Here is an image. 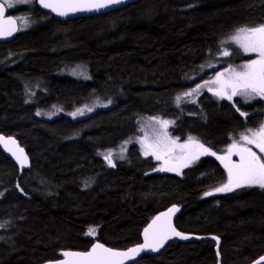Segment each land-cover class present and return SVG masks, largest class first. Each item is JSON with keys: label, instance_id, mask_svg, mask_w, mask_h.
I'll use <instances>...</instances> for the list:
<instances>
[{"label": "trees", "instance_id": "16d2710c", "mask_svg": "<svg viewBox=\"0 0 264 264\" xmlns=\"http://www.w3.org/2000/svg\"><path fill=\"white\" fill-rule=\"evenodd\" d=\"M11 11L44 19L0 43V133L29 158L18 169L0 150V264H40L96 239L116 248L136 244L150 217L171 204L181 207L179 230L220 238L221 264H248L264 253V188L205 196L224 178L216 158L200 157L178 174L158 172L130 144L125 160H105L106 150L122 147L150 116L180 111L171 133L214 154L260 122V100L220 98L210 89L191 105L177 98L215 76L217 69L206 70L211 64L248 59L224 42L239 28L264 25V0H137L66 21L36 4ZM68 29L71 46L60 50L52 34ZM74 58L85 65L83 78L57 75ZM95 97L109 104L85 117L35 116V106L69 110ZM214 245L173 240L131 264H217Z\"/></svg>", "mask_w": 264, "mask_h": 264}, {"label": "rangeland", "instance_id": "374dc122", "mask_svg": "<svg viewBox=\"0 0 264 264\" xmlns=\"http://www.w3.org/2000/svg\"><path fill=\"white\" fill-rule=\"evenodd\" d=\"M4 2L6 7L10 10H15L17 7H25L27 11L33 8L35 4V0H26V2H21V0H1ZM11 4V6H9ZM32 7V8H31ZM16 17L19 18V28L20 31L29 29L32 23H37L44 18H31L25 15V11H18ZM264 25H258L254 27H243V28H257ZM241 29V28H239ZM238 30V29H237ZM237 30L230 35L224 43H233L242 51V53L248 56V59L238 61L237 63H222V62H215L211 64L207 71L210 70H218L215 76L209 78V80L201 82L199 84L201 87L197 89V87L193 89H197L193 92V89H187L182 92L179 97L177 98L178 105H191L193 104V100L196 98L197 94L203 90L210 89V92H215L216 94L222 93L220 98L225 97H233L239 99L242 102L250 103L256 100L262 101V105L264 107V97L252 93L249 98H245L243 95H235L232 96V89L224 87V83L227 82L230 78H233L234 72H241L243 71V66L249 64L253 60H259L260 55L258 52H246L240 44L236 43L232 37L236 35ZM75 33L68 29L62 33H54L52 34L54 41L58 45L57 47L60 50L67 49L71 46V37H73ZM224 52H228L226 48H224ZM78 58H74V62L71 63L72 65L68 66L66 69L62 67L61 71L57 75L59 76H68L77 80H80L84 76L85 65L82 62L77 61ZM80 63V64H77ZM66 64H70L66 62ZM208 72V73H209ZM221 73L222 75L219 77V81H217V74ZM38 86V85H37ZM46 87V86H45ZM35 87V83L32 85H28L26 88V103L33 104L34 103V96L35 92L33 89H37ZM47 89V87H46ZM43 93H45V88H40ZM191 92V95L185 96L184 93ZM89 98V102L82 103L72 109L69 110H62L60 108H53V109H44L38 106H35V116L39 118H46L52 119L59 114H64L66 116L72 118H81L87 115L92 114L97 109H100L103 106L109 104V101H106L102 98L95 97L94 99ZM192 102V103H190ZM196 103V102H195ZM91 109L89 111L88 109ZM79 110V111H78ZM174 116H150L146 119H142L139 122V126L136 129V133L133 138L127 140L122 147L120 148H111L106 150L105 152V160L108 164H113L114 162H119L125 160L128 156L127 149L130 144H134L135 148L140 151V153L150 158V161L153 163V170L158 172H170V173H180L183 169L191 166L198 158L203 156H212L216 158L221 167L224 171V178L220 181L216 186L211 188L206 193H211L210 195L205 196H213L222 193H227L230 191H216V189L221 188L222 186L229 183V169H233V185L237 183V177L235 176V168L234 165H239L242 163L241 155L239 154L240 149L247 148L250 149L251 152L255 153L256 157L261 161L264 162V151H261L260 147L257 144L264 142V136H254V132H259L262 128H264V108L260 122L254 126L253 128H247L243 132L231 135L229 138L228 143L220 149L218 154H214L208 147L202 145L201 143L195 141L190 136L185 137L184 139H180L175 134L171 133L169 127L175 126L178 116H180L181 112L173 113ZM175 119V120H174ZM159 121H168V125L163 127ZM177 126V124H176ZM248 136L249 139L255 141L254 143H248L242 137ZM236 145L233 148V145ZM201 145L203 147H201ZM207 149V151H205ZM159 157V159L157 158ZM111 161V163L109 162ZM163 169V170H162ZM253 187L259 186L256 184L247 185L241 182L240 187H232V190L241 188V187ZM231 190V191H232ZM3 227L0 226V228Z\"/></svg>", "mask_w": 264, "mask_h": 264}, {"label": "snow or ice", "instance_id": "6c2138e0", "mask_svg": "<svg viewBox=\"0 0 264 264\" xmlns=\"http://www.w3.org/2000/svg\"><path fill=\"white\" fill-rule=\"evenodd\" d=\"M21 2H26V0H21ZM125 0H55L54 3H48L47 0H40V3L45 8H51L53 11H56L58 15L65 16L69 11H91L107 8L112 5H118L124 3ZM11 6V4L9 5ZM65 9L67 11H65ZM3 12V6H0V13ZM11 35L9 31L7 33ZM0 35H4V32L0 30ZM232 39L240 44V46L246 52H258L260 55L259 60H253L249 64L243 66V71L234 72L233 78H230L227 82L224 83V87L232 89V96L243 95L245 98H249L252 93H256L264 97V26L257 28H241L238 29L236 35ZM224 55H228V52H224ZM221 73L217 74V81ZM201 87L197 85V89ZM197 89H193L195 92ZM192 93H184L183 95L188 96ZM221 95L222 93H217ZM231 99V96L228 97ZM91 111V109H88ZM79 111V110H78ZM243 115V113H242ZM163 127L168 125V121H159ZM254 136H264V128L259 132H254ZM248 143H254L255 141L249 139L248 136L242 137ZM3 139V138H0ZM15 143V141H12ZM260 147L261 151H264V142L257 144ZM201 147H203L201 145ZM233 148L236 147L234 144ZM207 151V149H205ZM22 152V150H21ZM239 154L241 155L242 163L239 165H234L235 176L237 177V183L233 185V169H229V183L222 186L221 188L216 189V191H231L232 187H240L241 182L247 185H259V187L264 188V162H261L255 155L251 152L250 149L243 148L240 149ZM159 159V157H157ZM26 160V157L24 158ZM111 163V161H109ZM163 170V169H162ZM211 193H206L210 195ZM175 209H170L169 212L174 211ZM159 219V218H157ZM94 230H90L89 234H92ZM172 232L176 236H180L182 239H187L186 236H183L181 233L176 232L175 229H172ZM167 237L165 236L164 239ZM145 240L146 243L138 248L129 249L127 252H117L108 248H104L102 245H95L91 252L85 254H77L83 257V264H122V260L119 258H129L130 256H135L142 248H151L153 251H156L158 247L162 246L163 240H160L155 243H148V229L145 230ZM63 255L68 256L69 253H63ZM264 260V257L260 258ZM259 264V261L256 262Z\"/></svg>", "mask_w": 264, "mask_h": 264}, {"label": "water", "instance_id": "95a60500", "mask_svg": "<svg viewBox=\"0 0 264 264\" xmlns=\"http://www.w3.org/2000/svg\"><path fill=\"white\" fill-rule=\"evenodd\" d=\"M137 0H125L124 3L118 5H112L107 8L99 9V10H91V11H77L71 12L69 11L67 15L60 16L56 11H53L51 8H45L40 3V0H35V4L39 10L43 13L50 14L53 18L66 21L71 20L77 17L90 16L95 14L105 13L111 10H115L121 7H124L128 4H131ZM48 3H54L55 0H47ZM0 6H3V12L0 13V30L4 32V35H0V43L6 42L13 39L18 33V22L13 14H10L11 11L8 10L4 2L0 0ZM65 11H67L65 9ZM11 32V35H8V32ZM0 150L13 162V164L18 169H26L29 166V158L22 147L18 144V142L10 135H5L0 133ZM15 141V143H12ZM22 150V152H21ZM26 157V160L24 159ZM170 209H175L172 212H169ZM181 207L177 204H171L164 209L157 211L153 214L150 219L145 223L140 232V241L136 244L129 245L123 248H116L113 246H109L104 244L102 241L96 239L92 241L89 247L85 250L79 249H65L59 251V257L53 260H45L40 264H83V257L77 254H85L92 251L95 245H102L104 248L111 249L117 252H127L129 249L138 248L146 243L145 240V230L148 229V243H155L160 240H163L162 246L158 247L156 251H153L151 248H142L135 256H130L129 258H119L122 260V264H131L138 260L144 254L148 255H156L164 250L166 245L173 241L178 240L180 242H188V241H200V240H213L215 242L214 250L217 257V264L220 263V254H219V246H220V238L214 234H195L190 232H184L179 230L175 226V219L177 215L180 213ZM159 218V219H157ZM172 229H175L176 232L181 233L183 236H186L187 239H182L180 236H176ZM167 237L164 239V237ZM63 253H69L68 256L63 255ZM264 257V253L255 257L248 264H256L259 261V264H264V260L260 258Z\"/></svg>", "mask_w": 264, "mask_h": 264}, {"label": "flooded vegetation", "instance_id": "af4514ba", "mask_svg": "<svg viewBox=\"0 0 264 264\" xmlns=\"http://www.w3.org/2000/svg\"><path fill=\"white\" fill-rule=\"evenodd\" d=\"M9 11H11L10 9H8ZM10 14H13L12 13V11L10 12ZM50 15V14H49ZM15 16V15H14ZM51 16V15H50ZM52 17V16H51ZM15 18H16V16H15ZM16 20H17V18H16ZM17 22H18V20H17ZM18 26H19V22H18ZM18 32H19V29H18Z\"/></svg>", "mask_w": 264, "mask_h": 264}, {"label": "bare ground", "instance_id": "6f19581e", "mask_svg": "<svg viewBox=\"0 0 264 264\" xmlns=\"http://www.w3.org/2000/svg\"><path fill=\"white\" fill-rule=\"evenodd\" d=\"M12 52V51H11Z\"/></svg>", "mask_w": 264, "mask_h": 264}]
</instances>
